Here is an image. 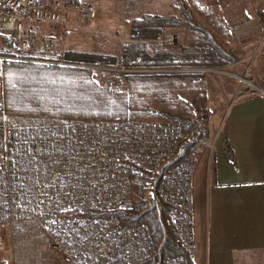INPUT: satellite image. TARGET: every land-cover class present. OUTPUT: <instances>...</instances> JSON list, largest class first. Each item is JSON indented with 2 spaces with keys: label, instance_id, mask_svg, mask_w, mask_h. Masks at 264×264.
Listing matches in <instances>:
<instances>
[{
  "label": "built area",
  "instance_id": "1",
  "mask_svg": "<svg viewBox=\"0 0 264 264\" xmlns=\"http://www.w3.org/2000/svg\"><path fill=\"white\" fill-rule=\"evenodd\" d=\"M95 17L94 11H83L76 24L86 26ZM31 21L70 25L68 11L59 1L0 0V40L15 41L26 52L22 30ZM51 47L46 41L40 51ZM0 129V225L12 231L20 224H32L37 234L30 239L53 244L67 264H138L151 256L153 246L141 229L117 228L116 220L82 214L129 209L131 179L157 172L186 137L185 131L177 125L152 123L46 121L8 115L4 108ZM195 161L194 154L170 171L160 189L164 201L175 209L171 219L190 259ZM67 212L80 216L59 218ZM46 260L40 255L34 262ZM167 264L186 261L178 256Z\"/></svg>",
  "mask_w": 264,
  "mask_h": 264
},
{
  "label": "trees",
  "instance_id": "2",
  "mask_svg": "<svg viewBox=\"0 0 264 264\" xmlns=\"http://www.w3.org/2000/svg\"><path fill=\"white\" fill-rule=\"evenodd\" d=\"M207 0H173L178 15L144 14L131 21L129 42L119 45L120 55L64 51L47 64L42 54H24L15 41L0 40L1 107L8 115L33 116L46 121H120L177 125L187 133L160 169L130 181L132 205L127 210H88L83 217H106L117 228H139L151 241L153 253L138 264H167L183 256L181 232L174 227L175 209L160 194L164 177L196 155L204 133L197 114L207 103L205 76L200 69H221L237 61L230 50L231 28L218 4ZM264 16V14H262ZM183 29L175 46L161 41L167 30ZM33 60V61H29ZM153 71L124 75L97 69ZM179 71L160 74L159 71ZM226 155L231 150L224 139ZM2 141L0 130V161ZM75 212L59 215L67 219Z\"/></svg>",
  "mask_w": 264,
  "mask_h": 264
},
{
  "label": "rangeland",
  "instance_id": "3",
  "mask_svg": "<svg viewBox=\"0 0 264 264\" xmlns=\"http://www.w3.org/2000/svg\"><path fill=\"white\" fill-rule=\"evenodd\" d=\"M43 1L46 4L61 2L68 11L70 21L69 26L41 21H31L23 25L22 37L28 44V50L23 53L29 56L42 54L47 62H53L56 55L64 51H86L119 57V45L129 42L131 21L134 18L144 14L178 15L173 0ZM206 4L219 5L231 28L230 50L237 58L235 63L221 69L188 71L205 76L207 103L197 114V122L202 125L201 130L204 133L201 141L210 140L209 143L213 144L215 137L220 135L230 100L237 97L264 98V0H207ZM88 10L95 12V20L86 26H78L77 16ZM182 35L183 29L167 30L161 42L175 46L181 41ZM46 41L52 44L51 49L40 51ZM17 45L20 47L18 43ZM97 70L118 75L154 73L149 70L103 67ZM157 73L173 74L179 71L165 70ZM206 136L211 138L208 140ZM33 227L28 223L20 224L11 231L0 225V264H38L34 260L40 255L47 259L42 264H67L53 244L30 239L37 234Z\"/></svg>",
  "mask_w": 264,
  "mask_h": 264
},
{
  "label": "crops",
  "instance_id": "4",
  "mask_svg": "<svg viewBox=\"0 0 264 264\" xmlns=\"http://www.w3.org/2000/svg\"><path fill=\"white\" fill-rule=\"evenodd\" d=\"M191 177L192 264H264V98L237 97ZM224 139L232 160L226 155Z\"/></svg>",
  "mask_w": 264,
  "mask_h": 264
}]
</instances>
